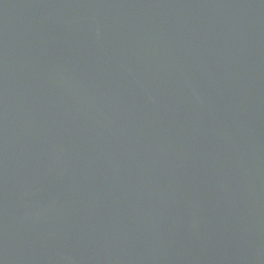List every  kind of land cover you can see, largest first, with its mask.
I'll return each instance as SVG.
<instances>
[{"label": "water", "instance_id": "1", "mask_svg": "<svg viewBox=\"0 0 264 264\" xmlns=\"http://www.w3.org/2000/svg\"><path fill=\"white\" fill-rule=\"evenodd\" d=\"M0 264H264V0H0Z\"/></svg>", "mask_w": 264, "mask_h": 264}]
</instances>
